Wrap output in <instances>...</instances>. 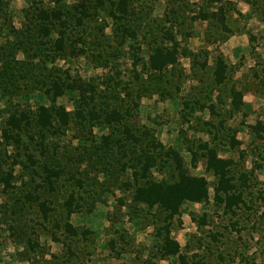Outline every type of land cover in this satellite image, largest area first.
I'll use <instances>...</instances> for the list:
<instances>
[{"label":"rangeland","instance_id":"1","mask_svg":"<svg viewBox=\"0 0 264 264\" xmlns=\"http://www.w3.org/2000/svg\"><path fill=\"white\" fill-rule=\"evenodd\" d=\"M117 2L0 0V264H42L36 259L39 246H146L140 241L145 226L152 232L151 246H165L169 228L180 246L178 264H264V165L257 161L251 170H232L241 196L234 204L214 198L204 206L184 203L168 222L159 206L148 209L132 201L135 172L148 165L174 179L175 163L163 148L186 150L180 137L170 141L163 136L165 146L153 137L155 114L146 116L152 106L142 114L137 110L138 91L152 99L171 92L178 96L183 79L175 68L159 74L148 70L150 50L167 27L176 38L182 35L175 25L185 24V11L193 21L211 13L205 5L183 0H131L123 18L115 10ZM43 10L50 19L43 18ZM128 28L136 37L133 43ZM58 88L63 94L52 103ZM181 101H188L186 95ZM40 105L53 114L49 128L37 125ZM58 106L69 115L66 125ZM111 110L123 120L105 125L97 119ZM12 116L23 120L20 131L9 126ZM156 116L161 119L160 113ZM182 119L173 118L169 126L184 129L187 118ZM127 126L138 141L126 136ZM183 155L188 165L190 155ZM170 162L171 169H163ZM103 186L112 195L111 219L123 221L124 231L115 227L118 236L102 242L88 228L73 235L67 210H90ZM107 210L99 204L78 217L80 225L103 237ZM75 256L66 250L63 264Z\"/></svg>","mask_w":264,"mask_h":264},{"label":"crops","instance_id":"2","mask_svg":"<svg viewBox=\"0 0 264 264\" xmlns=\"http://www.w3.org/2000/svg\"><path fill=\"white\" fill-rule=\"evenodd\" d=\"M183 2L187 5H205L210 13L219 7L218 2L210 0ZM220 3L224 6L228 31L213 18L188 20L186 11L185 24L175 25L182 34L176 39L185 51L180 50L177 63L169 66V69L175 67L176 75L183 76L178 96L158 99L143 96L139 107L140 114L143 108H153L146 111V116L152 112L155 114V118L150 120L158 128H153L154 138L163 143V136L170 141L180 137L184 146L191 147L180 153L183 157V154L190 155L186 166L193 174L206 178L209 201H213L217 178L214 171L207 168L206 150L199 143L215 148L219 158L231 160L230 170H236V167L251 170L256 161L264 165V152L261 149L264 140V0H221ZM219 60L223 62L224 77L217 82ZM185 95L189 100L184 110L187 124L181 121L184 129L174 131L173 124H169L175 121L173 118L182 119L184 105L181 99ZM158 113L161 119L156 116ZM143 119L147 121L150 118ZM165 148L168 149L167 146ZM172 148L178 150L177 147ZM152 175L163 181L172 180L170 174L166 175L162 170L152 171ZM111 196L103 193L92 210L73 213L70 223L75 228L90 229L97 241L118 236L113 234L112 229L120 226L119 230L124 231L125 223L111 219ZM208 202L186 203L198 207ZM99 204L106 205L108 210L103 225L105 234L96 238L91 228L80 225L78 217L83 213H92ZM164 213L167 214L165 210ZM141 233L140 241L148 243L146 246H70L77 256L65 264H82L84 260L86 264H178L175 255L165 254L163 246H151L153 238L148 226L141 228ZM67 249L68 246H40L36 259L42 264H63L62 256Z\"/></svg>","mask_w":264,"mask_h":264},{"label":"trees","instance_id":"3","mask_svg":"<svg viewBox=\"0 0 264 264\" xmlns=\"http://www.w3.org/2000/svg\"><path fill=\"white\" fill-rule=\"evenodd\" d=\"M55 1L63 2V0H55ZM210 1L218 2L219 7L217 11L211 12V14L204 15L203 20L207 18H214L217 22L221 24L222 28L225 31H228L226 25L224 6L220 3L221 0H210ZM130 2L131 0H118L116 4L117 9L115 8V10L119 11L123 18L128 16V12L130 9ZM76 7H78L77 9H80L81 3L78 2ZM116 11L114 12L115 15H116ZM43 14H44L43 18L50 19V15L48 12H46V10H43ZM59 17L60 14H57V18ZM79 22L81 23L82 20L80 19ZM128 30H130L131 33L129 39L133 43L134 40H136V37L134 35V32L131 30V28H128ZM45 33L46 35L49 34V30L46 28H45ZM183 48L180 46L179 41H177L176 35L174 36L173 32L170 31V27H167L163 33V36L158 38L157 44L153 46L152 50H150V53L148 55V70H150L155 74L164 73L167 69H169V66L177 63L180 50L185 52ZM172 68L174 69L175 67ZM223 77H224V66H223V62L219 60L218 68L216 71L217 82H220L223 79ZM178 90L180 89L178 88ZM57 91L58 94L50 96V101L52 103H56V98L63 94V90H61L60 88H58ZM154 93L160 94L161 96L160 90L156 89ZM151 95L152 94H148L146 92H144L142 95L141 91L140 92L138 91L136 96L138 111L140 107L141 98L143 96H151ZM163 96L174 97L173 92ZM188 104H189V100L187 102H183L184 109L182 111V116L185 115L186 118L187 115L184 112V110L186 109V107H188ZM55 109L62 118V125L68 124L69 115L66 112L65 108L58 106V108L55 107ZM93 117L94 120L96 118V115L93 114ZM100 117L101 118H97V119L103 121L105 125H111L113 123L120 122L123 120V115L118 111H114V110L108 111L104 113L103 116ZM38 118L39 119H37V125L41 129L49 128L52 123L53 114L51 113V110L47 106L40 105L38 106ZM22 121L23 120H20L15 116H12V119L9 120L8 124L12 130L20 131L22 127L21 126ZM125 134L127 137L132 138L135 141L139 140L138 137L134 136V134L131 132L130 127L128 126L125 127ZM199 146H201V148H204L206 150L205 156H206L207 168L213 170L217 178V183L215 185V195H214L215 202L217 203L225 202L227 205L228 204L227 202L234 204L240 201L241 196L238 195L239 193H236L237 187L236 184H234L235 182H234V176L232 174V170H230L232 161L219 158L215 148L209 147L207 144L202 145L201 143L199 144ZM186 148L191 149L190 146H187ZM157 153L158 154L160 153L159 150L154 155H156ZM163 153L167 154V158L170 157L173 158V161L176 166L173 167V169L177 176L171 181L156 180L152 175V170L150 169V166L145 165L143 166V168L141 167L142 169L141 172L137 170L138 172L134 173L136 179L134 180L135 186L133 187V191L131 192L132 194L131 197H132V201L136 202L137 204L147 205V207L149 208H154L156 206H159L163 211L165 210L167 212L166 220L169 222L181 213L182 206L184 203L208 202L209 185L205 177L195 175L189 170V168L185 165L184 157L177 150L173 148H168V149L163 148ZM170 168H171V163L167 168L164 167L163 169L169 170ZM101 172L105 173V169L104 168L101 169L100 173ZM106 178L107 180L109 179L110 182L113 181L112 179L109 178V176H107ZM244 180H246V178ZM49 183L53 187L52 180H49ZM117 185H121V184L117 183ZM106 189L107 188H105L104 186L102 187V191H99L100 193L96 198V201H98L100 195L102 196L103 193H106L107 191ZM92 209L93 208H91L90 210ZM67 211H68L67 212L68 227L70 228L69 232H71L73 235H77L79 228H75L70 223V216L73 213H75V211L72 208H69V210ZM81 211H83L82 208L78 210V212ZM84 211H89V210H84ZM169 232L170 231L168 228L165 234V246H163L165 254L166 255L179 254V250H180L179 243L175 240H171ZM170 244H174L175 246H170ZM39 247L37 248V250L39 249ZM68 250H71L70 246H68L67 251Z\"/></svg>","mask_w":264,"mask_h":264}]
</instances>
